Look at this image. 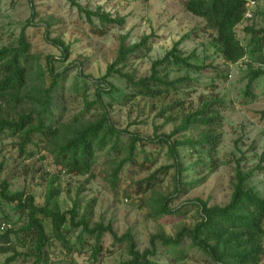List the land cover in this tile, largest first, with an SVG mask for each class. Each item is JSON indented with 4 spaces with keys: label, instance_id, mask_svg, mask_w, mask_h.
<instances>
[{
    "label": "rangeland",
    "instance_id": "obj_1",
    "mask_svg": "<svg viewBox=\"0 0 264 264\" xmlns=\"http://www.w3.org/2000/svg\"><path fill=\"white\" fill-rule=\"evenodd\" d=\"M75 2L82 7L87 6L90 11L101 7L112 18H123V24L106 25L102 28L95 18L88 23L84 14L71 5L69 0H0V47L15 43L21 29L32 18V24L26 27L25 33L30 52L38 59V63L45 69L47 56H52V65L57 71L71 65L61 83L62 94L56 95L59 100L57 118L68 120L84 110L83 92L87 101L95 99L98 85L96 81L104 76L107 66L115 59L119 36H126L127 44L137 43L142 37L148 36L145 47L132 56L124 67V71L132 73L136 78L148 75L151 63L162 58L187 33L191 34L181 41L179 48L185 54L195 50L196 59L193 62L198 65L211 63L212 66H217L216 70L208 68L199 72L176 70L173 67L163 71L162 74L167 72L169 78L187 76L188 80L179 86V94L170 93L161 100L135 96L112 101L111 98H118L117 93L101 94L114 125L121 130L127 128L142 137L169 133L176 124L165 123L167 115H159L162 103L180 100L184 110L191 111L202 100L221 102L215 107L221 116L217 129L220 141L212 157H206L201 151L196 155L186 149H179L183 165H192L199 156L209 163L207 166L194 164L184 172L181 181L186 183L182 186V192L169 205L177 209L172 214L151 215L149 200L156 193L163 196L173 193L175 167L171 166L167 171L157 173L152 182L148 183L146 180L155 170L172 163L164 144L138 145L134 161L123 166L112 188L107 160L120 157V153L109 148L100 153L92 169L94 178L86 179V176L58 172L59 167L54 164L52 156L42 144L38 147L28 145L26 154H20L14 137L0 136V181H8L9 193L24 189L34 195L37 205H41L46 179L56 176L58 180L55 184L61 190L58 197L61 210L69 209L77 197L78 216L85 214L90 226L97 222L104 225L110 223L117 236L129 232L137 249L142 251L149 246V237L154 233L163 231L166 235L173 236L181 228L193 226L199 216L192 201L201 199L209 205L227 203L232 192L237 161L244 171L258 164L264 166V75L250 84L249 92L245 91L248 64L255 69L263 60L260 67L264 69V48L261 52L247 53L237 62L224 60L210 43L214 33L204 29L201 18L185 10L184 0ZM249 10L252 17L244 19L235 28L236 37L244 45L251 37L246 28H264V0H256L254 5L249 6ZM101 29L102 34L98 33ZM54 38H60L68 47L69 55L64 60L59 59V50L50 43ZM106 81L123 94L132 96L131 90L117 75L111 74ZM44 82L48 86V76ZM75 85L79 91L73 90ZM101 86L106 87L104 84ZM98 111L99 108L94 107L84 112L88 118ZM121 141L125 142L126 137L122 136ZM253 174L249 183L264 195V171L255 170ZM14 204L0 203V221L7 219L15 228H20L26 223L27 217L25 213L17 211ZM42 220L46 230H49L48 221ZM79 232L80 228L70 234V239L78 250L74 253V261L70 262L68 257L65 260L61 256V263L53 264H88L87 257L94 244V237L83 235L84 245L81 246L76 241ZM25 238L29 241L30 236L25 235ZM188 245L189 240H186L183 246L186 249L185 257L182 261H174L160 247L155 260L158 264H209L204 253ZM27 248L19 246L12 235L9 251H0V264H4L14 250L24 253ZM102 250L105 254L99 264H119L129 258L125 243L113 242L109 234L103 236ZM31 263L32 259L19 256L10 264Z\"/></svg>",
    "mask_w": 264,
    "mask_h": 264
},
{
    "label": "trees",
    "instance_id": "obj_2",
    "mask_svg": "<svg viewBox=\"0 0 264 264\" xmlns=\"http://www.w3.org/2000/svg\"><path fill=\"white\" fill-rule=\"evenodd\" d=\"M69 1L84 14L88 23L95 18L102 28L106 25L123 24V18L117 16L112 18L101 7L90 11L87 6L76 4L75 0ZM246 3L247 0H184L183 5L187 12L203 20L205 30L214 33L210 40L214 51L228 62H237L247 53L261 52L264 48V28L258 30L246 28L251 34L246 45L236 37V26L246 19L244 18ZM31 24L32 18L21 29L15 43L0 47V136L14 137L20 154H26L28 145L38 147L42 144L52 156L54 164L59 167L58 172L86 176V179L94 178L92 169L100 153L107 148L120 153V157L107 160L112 188L123 166L134 161V152L138 145L164 144L172 163L155 170L146 180L148 183L152 182L156 179L157 173L167 171L171 166L175 167L173 193L167 196L156 193L152 196L149 200L150 213L153 216H161L177 211L169 205L182 192V186L186 183L181 181L182 175L194 164L207 166L209 163L199 156L192 165H183L180 162L179 149H186L193 154L201 151L206 157H212L220 141L217 129L221 116L215 107L221 102L202 100L199 106L191 111L184 110L183 102L180 100L162 103L159 115H167L165 123L176 124L169 133H155L152 137H142L128 131L127 128L121 130L114 125L103 104L101 94L117 93L118 98H111L112 101L135 96L161 100L170 93L179 94V86L188 80L187 76L169 78L167 72L162 74L163 71L173 67L176 70L199 72L208 68L216 70L217 66H212L211 63L198 65L193 62L196 59L195 50L185 54L179 48L181 41L191 34L187 33L175 42L162 58L151 63L148 75L136 78L132 73L124 71V67L132 56L145 47L148 36L133 44L126 43V36H119L115 59L107 66L104 76L96 81L98 85L95 99L87 101L83 92L84 110L68 120H62L56 117V111L59 110L56 95L62 94L61 83L65 80L71 65L57 71L52 65L54 58L47 56L46 68L43 69L38 59L30 52V44L27 41L25 29ZM46 26L48 29L49 25ZM98 33L102 34L103 30H99ZM50 43L59 50V59L64 60L68 57V47L60 38L51 39ZM262 61L255 69L247 63L249 70L245 91L249 92L250 84L264 75V69L260 67ZM111 74L117 75L125 82L132 96L123 94L106 81ZM46 76L50 81L48 86H45L44 82ZM101 83L106 87H102ZM73 90L79 91V88L75 85ZM94 107L99 108V111L87 118L84 111ZM122 136L126 137L125 142L121 141ZM255 170L264 171V166L258 164L244 171L237 161L232 192L227 203L209 205L207 201L201 199L192 201L199 220L191 227L181 228L173 236L166 235L163 231L150 235L149 246L142 251L137 249L129 232L117 236L110 223L104 225L97 222L90 226L85 214L78 216L77 197L69 209L61 210L58 202L61 190L59 185L55 184L58 180L56 176L46 179L47 185L41 205H37L34 195L24 189L9 193L8 181L2 180L0 203H15L14 208L21 214L25 213L27 221L20 228H15L7 219L0 221L11 223V228L0 233L2 244L0 251L3 253L9 251L12 235L19 246L28 247L24 253L14 250L4 264H10L19 256L32 259L31 264L61 263V256H64L65 260L68 257L72 262L74 253L78 250L72 243L70 234L78 228L80 232L76 236V241L81 246L84 245L83 235L94 237V244L87 257L88 264H99L105 254L102 250V239L105 234H109L113 242L126 245L129 258L119 264H158L155 260L158 247L174 261H182L185 257L186 249L183 246L186 240H189V247H195L207 256L209 264H264V195L249 183ZM42 219L48 221L49 230H46ZM25 235L30 236L29 241Z\"/></svg>",
    "mask_w": 264,
    "mask_h": 264
},
{
    "label": "built area",
    "instance_id": "obj_3",
    "mask_svg": "<svg viewBox=\"0 0 264 264\" xmlns=\"http://www.w3.org/2000/svg\"><path fill=\"white\" fill-rule=\"evenodd\" d=\"M255 0H247L246 3V11L244 13V18H251L252 17V13L249 10V6H252L255 4ZM8 228H11V223L7 222V221H2L0 222V233H2L3 231L7 230Z\"/></svg>",
    "mask_w": 264,
    "mask_h": 264
}]
</instances>
